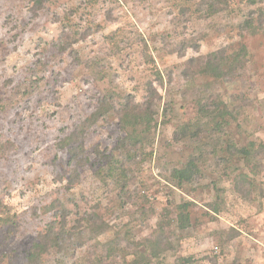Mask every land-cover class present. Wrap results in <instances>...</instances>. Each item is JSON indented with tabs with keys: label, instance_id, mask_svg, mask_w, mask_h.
I'll return each instance as SVG.
<instances>
[{
	"label": "rangeland",
	"instance_id": "obj_1",
	"mask_svg": "<svg viewBox=\"0 0 264 264\" xmlns=\"http://www.w3.org/2000/svg\"><path fill=\"white\" fill-rule=\"evenodd\" d=\"M258 8L264 0H0V264H35L27 254L54 220L80 222V258L119 233L108 264L138 253L148 264H264V155L238 177L226 142L215 153L208 135L175 138L205 103L227 112L231 142H264V38L243 29ZM241 43L239 70L206 69ZM150 83L152 129L139 123L142 148H122L124 111L150 99ZM200 155L201 179L179 188L174 170ZM65 253L39 264H72Z\"/></svg>",
	"mask_w": 264,
	"mask_h": 264
},
{
	"label": "trees",
	"instance_id": "obj_2",
	"mask_svg": "<svg viewBox=\"0 0 264 264\" xmlns=\"http://www.w3.org/2000/svg\"><path fill=\"white\" fill-rule=\"evenodd\" d=\"M224 4L229 5V0H224ZM211 7H213V5H211ZM254 14H251L249 18L246 19L243 29L248 31L253 30L251 32L252 34L256 36L260 35L262 38H264V8H258V11L254 12ZM75 41H78L77 38H75ZM248 55V47L244 43H241L238 45V53L233 58L226 57V60H223L222 58H218L216 55H213L210 57L211 64L208 65L206 69H210L215 73V75L218 76L229 74L233 71L236 64H238L239 70L240 67L244 65ZM148 92L150 93V99H148L143 104H137L134 106L132 104L124 111V117L121 120V127L126 132V135L120 143V147L122 148H142V143L144 140L139 139L138 136L133 132L139 123L141 125H145L147 128L142 132L143 134L149 133L152 129V123L156 114L153 103L156 96V91L153 90L151 83L148 85ZM198 105V115L196 122L183 124L182 127L175 133L176 140H184L187 138L200 140L208 135L209 139L215 142V153L218 150L222 151L223 144L226 142L225 151H228L232 156H237L236 158L238 159L239 164L238 177L245 178L246 174L244 168L240 166V163L243 164V167L250 169L255 159L261 155H264V142H256L253 140L249 141L247 144H241L239 141L238 143L234 141L231 142L229 140L230 135L227 134L226 131L229 122L224 119L227 112L223 109H220L218 106L212 108L210 105L205 103H199ZM219 118H221V120H218ZM212 123H215V127L209 128L208 126H211ZM130 127L132 128L133 133L128 130ZM238 127H240L239 120ZM226 138L228 139L227 141ZM203 165L204 162L201 155L198 157H192L183 167L174 170L172 178L174 181H176V184L179 188L193 185L201 179V168H203ZM184 207L186 206L180 207L182 211H179L178 216L183 227L186 228V225H188L190 220V215L188 214V208ZM79 223L80 222L76 221L75 225L70 229L66 227V224L63 220L62 223L54 220L52 223L48 224L45 229V233L40 236L39 242L36 243L27 254L28 262L39 264L43 259V256H48L52 251H55V253L66 252L65 254H70V256L73 255L74 258L76 257V260L73 261L72 264H108L109 260L114 259L116 251L115 247H119L121 243L125 241L122 237L117 238L119 237V233L115 235L114 239H108L106 241L105 247L101 245L100 250L89 252L91 253L92 257L95 256V258L90 257V254H88V257L85 258L84 256H82V258L78 256L82 255L81 250L83 248V246L77 242L79 239L78 236H80V232L77 230ZM75 242H77V244H75ZM152 242L153 241H149V244L153 245L154 242ZM120 257L122 258L121 260H123L122 264H129L124 256ZM154 257H157L156 253H154ZM150 262V256L146 257L145 255H139L138 253L136 255V259H133L130 264H148Z\"/></svg>",
	"mask_w": 264,
	"mask_h": 264
}]
</instances>
